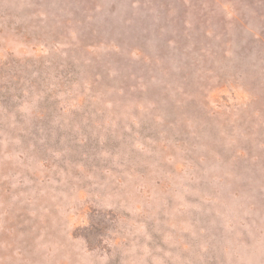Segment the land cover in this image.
Masks as SVG:
<instances>
[{"label":"rangeland","instance_id":"obj_1","mask_svg":"<svg viewBox=\"0 0 264 264\" xmlns=\"http://www.w3.org/2000/svg\"><path fill=\"white\" fill-rule=\"evenodd\" d=\"M0 264H264V0H0Z\"/></svg>","mask_w":264,"mask_h":264}]
</instances>
